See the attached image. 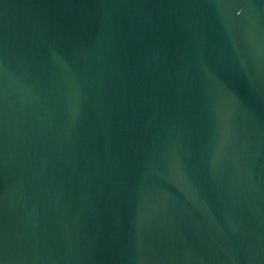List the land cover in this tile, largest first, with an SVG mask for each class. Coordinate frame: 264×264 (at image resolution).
<instances>
[{
	"label": "water",
	"instance_id": "water-1",
	"mask_svg": "<svg viewBox=\"0 0 264 264\" xmlns=\"http://www.w3.org/2000/svg\"><path fill=\"white\" fill-rule=\"evenodd\" d=\"M0 264H264V0H0Z\"/></svg>",
	"mask_w": 264,
	"mask_h": 264
}]
</instances>
